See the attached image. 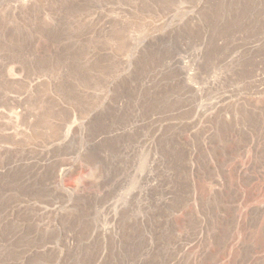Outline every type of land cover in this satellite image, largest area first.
Returning <instances> with one entry per match:
<instances>
[{
	"label": "rangeland",
	"instance_id": "obj_1",
	"mask_svg": "<svg viewBox=\"0 0 264 264\" xmlns=\"http://www.w3.org/2000/svg\"><path fill=\"white\" fill-rule=\"evenodd\" d=\"M0 264H264V0H0Z\"/></svg>",
	"mask_w": 264,
	"mask_h": 264
}]
</instances>
